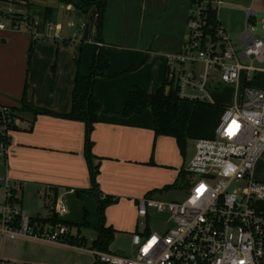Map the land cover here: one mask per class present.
<instances>
[{
  "label": "crops",
  "instance_id": "obj_1",
  "mask_svg": "<svg viewBox=\"0 0 264 264\" xmlns=\"http://www.w3.org/2000/svg\"><path fill=\"white\" fill-rule=\"evenodd\" d=\"M200 3L216 9L226 35L239 36L258 25L264 31V0L262 7L256 0H200ZM68 8L74 11L71 6ZM192 8L191 0H107L101 43L94 42V30H90V41L82 40L75 48L70 38H57L62 26L52 25L48 20L44 21L56 31L54 42L48 45L32 43L26 31H0V107L19 108L25 91L27 101L34 107L68 114L76 72L85 75L92 63L93 48H103L109 55V63L106 78L95 81L93 93L101 112L90 137L93 164L99 160L100 165L96 181L101 196L136 203L153 189L173 183L193 157L188 158L187 150L182 155L172 137L155 136L149 110L129 117L121 115L133 86L150 93L162 83L167 56L183 48ZM248 13H252L251 22L246 17ZM44 29H39L40 34L45 33ZM135 66L146 70L127 71ZM14 125L16 129L6 131V157L0 158V203L2 190L8 183L22 211L29 210L34 216L31 218H46L40 216L41 207H29L27 201L39 203L43 197L48 201L43 202L44 207L51 212L54 203L64 205L66 197H77L76 191L90 188L82 123L45 115L34 118L32 113L25 112L19 114ZM4 131L2 125L0 134ZM263 158L264 152L255 166ZM161 168L171 172V180L158 185L149 175ZM144 177L145 182L141 183ZM87 196L95 199L93 195ZM87 196L78 199L91 206ZM36 197L40 199L35 200ZM19 237L26 242H45ZM51 244L81 251L77 247Z\"/></svg>",
  "mask_w": 264,
  "mask_h": 264
},
{
  "label": "built area",
  "instance_id": "obj_2",
  "mask_svg": "<svg viewBox=\"0 0 264 264\" xmlns=\"http://www.w3.org/2000/svg\"><path fill=\"white\" fill-rule=\"evenodd\" d=\"M16 1H6L11 30L20 31L25 23L22 30L37 41L43 36L41 27L53 29L48 22L12 13ZM207 5L200 3L191 9L182 50L167 56V77L180 99L214 104L207 90L212 71L219 84L235 87L237 100L224 106L213 138L194 141V155L184 168L191 179L185 200L163 202L145 196L136 201L138 218H148L149 211L167 213L170 226L161 233L145 229L131 234L129 257L89 250L96 264H264V184L253 178L255 164L264 152V41L250 28L234 43L221 26L211 37L204 30ZM248 16L249 22L252 13ZM5 29L0 22V31ZM84 29L85 24H81L80 33H74V37L83 40ZM9 113L7 107H0L5 130L1 134L5 137L11 124ZM5 157L6 144L1 142L0 158ZM11 190L5 184L0 204V245L4 235L66 245L62 237L68 230L64 226L34 232L29 217L10 202ZM55 212L60 217L66 214V208L57 204ZM18 219L20 225L14 227ZM0 264L31 263L0 258Z\"/></svg>",
  "mask_w": 264,
  "mask_h": 264
},
{
  "label": "trees",
  "instance_id": "obj_3",
  "mask_svg": "<svg viewBox=\"0 0 264 264\" xmlns=\"http://www.w3.org/2000/svg\"><path fill=\"white\" fill-rule=\"evenodd\" d=\"M7 0H0L6 2ZM24 1V0H22ZM28 0H25L27 2ZM20 0L16 1L14 5H19ZM60 3L71 6L78 15H85L87 17L91 9H94L90 17V30H94V42L101 43L103 33L104 15L107 7V0H59ZM200 4V0H191V6L195 7ZM32 7H28L31 10ZM32 12V11H31ZM52 13V9H46L43 13L47 21ZM204 30L211 37H215L216 31L220 26L217 18V12L210 4L206 6L203 15ZM52 22V20H48ZM250 21V20H249ZM90 36V33H89ZM84 40V38H83ZM35 41L32 40V43ZM32 52V44L29 49L30 58ZM109 55L101 47L95 46L93 48L92 63L85 75L79 71L76 72L71 95L70 112L65 115H59L50 110L40 107H34L26 99V92L20 101L19 108H8V118L11 121L7 130H14V121L18 118L20 113L30 112L35 118L38 115H45L55 118H62L70 121L80 122L84 125V154L90 173L91 186L89 189L76 191L77 198L83 195H93L96 199V212L98 222L94 229L97 231V237L91 242V249H97L102 252H110L109 246L114 241L115 230L111 226H105L104 211L108 205L117 201L115 198L108 196H101L99 194L98 184L96 178L99 174V160L98 163L93 164L95 157L91 153L93 143L90 139L93 126L98 121V116L101 112V107L94 96V86L97 78H106L105 72L108 68ZM137 67H132L127 71L136 70ZM54 70V67H52ZM224 106L217 104H210L199 101H188L180 99L177 95L176 88L172 81L168 80L167 67L161 85L154 90V93L143 91L139 86H133L127 96L126 103L123 107L121 115L129 117L132 115H140L149 110L153 121V131L155 136L172 137L182 155L186 150L188 140L210 139L213 138L214 130L218 124L219 117L222 114ZM0 125L2 123L0 122ZM8 144L5 136L0 134V143ZM187 175L183 169L180 170L174 183L169 186H164L161 191L171 190L182 187ZM155 191H150L146 196H150ZM10 202L17 205V199L12 194ZM52 211L47 218H30L29 225L34 232H42L46 228H54L56 226H64L68 232L62 237L64 244L77 248H85L88 240L80 236V229H88L90 225L83 218V223L73 224L62 220L55 212V203ZM19 219L15 221L14 227H19ZM73 231L76 234H73ZM137 231V230H135Z\"/></svg>",
  "mask_w": 264,
  "mask_h": 264
},
{
  "label": "rangeland",
  "instance_id": "obj_4",
  "mask_svg": "<svg viewBox=\"0 0 264 264\" xmlns=\"http://www.w3.org/2000/svg\"><path fill=\"white\" fill-rule=\"evenodd\" d=\"M256 2L260 4V6L262 7L261 4L262 0H256ZM19 4L20 6L12 5L11 7L12 13L16 15L31 16L32 18L38 20L40 23L46 20L43 16L44 11L46 9H52V13L48 17L49 18L48 20H52L53 22L52 25L59 24L62 26V32L59 34V37L57 38L59 39L61 37L70 38V40L73 41V43H71V46L73 48L76 47V44L82 41L78 37L75 38L74 33L77 34L80 33V25L86 22V16L81 14L78 15L77 12L75 11H70L68 8L70 6H66L60 3L59 0H28L27 2L20 0ZM28 7H32L31 10H29ZM131 7H133V5H131ZM8 8H9V4L7 2H0V22L4 23L6 29H11L10 22L8 21L6 15L8 12ZM246 17L248 19L249 16L246 14ZM227 19H231V18H227ZM132 22L133 21L131 20V23ZM131 23H130L131 25L130 27H132ZM24 28H25V23L21 25L20 31H23L22 29ZM44 30L45 33L43 34V36L40 37L35 42L45 45L53 43L54 42L53 37H56L55 34L56 31L49 30L46 27ZM252 33L256 38L264 41V31L261 30L260 25L257 26V29L253 28ZM187 35H188V29L186 27V34L184 38H186ZM228 36L232 43H234L238 37V35H228ZM89 41H90L89 39L88 40L84 39L82 42L87 43ZM61 42L62 41L59 42L60 45H62ZM261 66L263 67L264 65ZM135 67H137V69L134 70L133 72H136L138 69H140V67L138 68V66ZM145 70L146 68L143 67L138 72L140 73L145 72ZM197 70L201 71L202 67L198 66ZM160 79L161 77H159L158 83L160 82ZM159 84L157 85V87H159ZM207 90L212 102L220 106L232 105L233 103L236 102L238 97L235 87L223 85L221 83L219 84L217 74L212 71H210ZM1 126L2 125H0V127ZM186 150L188 153V158L190 159L195 152L194 140L187 141ZM166 170L167 169L161 168L160 171L149 176H151L158 185L163 184V182L168 181L169 179L171 180V172ZM145 178L146 177H144V180H142L141 183L145 182ZM253 178L254 180L264 184V158L261 160L259 164L255 166L253 172ZM189 181H191V179L187 177L186 180L184 181V185L182 184V187L180 186L179 188L176 189L161 191L164 186L153 189L152 191H155L153 194H151L150 196H146L147 194L146 193L137 200H140L146 196L163 202H174V203L182 202L187 197ZM173 183H169L168 185L165 186L172 185ZM2 191L3 194L1 197L2 200L1 203L4 201L5 188ZM34 199L37 200L40 198L36 197ZM89 199L92 203L91 206L86 204L84 202L85 200L81 201L75 196L66 197L63 203L68 213L65 215L64 218H61L62 220L68 221L73 224H81L83 223V218L86 217V221L90 225L88 229L86 228L80 229L79 232L80 236L88 240L87 246L85 248H81V251L71 250L61 245L58 246L51 243L47 244L45 242H28V241L26 242L25 240H23V238L19 236L4 235L0 245V258L12 263L96 264L94 257L89 253V250L91 249V242L97 237V231L94 229V227L97 225L98 222L97 212H96L97 204L95 202V199L90 198V196H87L88 201ZM43 202L48 204V201L44 200L43 197H41L39 203H37L32 199L27 201V204L29 205V207L31 206L41 207L39 210L40 216L48 217L50 215V212L48 208L44 207ZM22 212L31 218L32 215H30L29 210H24ZM104 217H105V226H111L116 231L114 236V241L109 246V251L115 254L121 253L125 257H129L131 251L130 233L133 234L135 232L136 226L139 232L148 229L151 233L153 232L161 233L164 229L170 226V223L167 221L168 220L167 213L157 214L155 211H149L148 218L146 219L138 218L136 213V204L131 203L128 200H125L124 198L117 200L115 203L111 205H108L105 208ZM73 234H76V232L73 231Z\"/></svg>",
  "mask_w": 264,
  "mask_h": 264
},
{
  "label": "water",
  "instance_id": "obj_5",
  "mask_svg": "<svg viewBox=\"0 0 264 264\" xmlns=\"http://www.w3.org/2000/svg\"><path fill=\"white\" fill-rule=\"evenodd\" d=\"M93 11H94V9H91L90 12L88 13L87 17H86V23H85V29H84V39L85 40L88 39V35L90 32V17L93 14ZM234 46H236V44ZM150 93L153 94L154 89Z\"/></svg>",
  "mask_w": 264,
  "mask_h": 264
}]
</instances>
